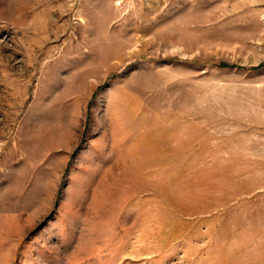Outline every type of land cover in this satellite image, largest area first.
<instances>
[{
	"label": "rangeland",
	"instance_id": "rangeland-1",
	"mask_svg": "<svg viewBox=\"0 0 264 264\" xmlns=\"http://www.w3.org/2000/svg\"><path fill=\"white\" fill-rule=\"evenodd\" d=\"M0 264H264V0H0Z\"/></svg>",
	"mask_w": 264,
	"mask_h": 264
}]
</instances>
